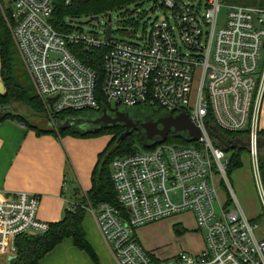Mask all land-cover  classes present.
I'll return each mask as SVG.
<instances>
[{
  "label": "built area",
  "instance_id": "obj_1",
  "mask_svg": "<svg viewBox=\"0 0 264 264\" xmlns=\"http://www.w3.org/2000/svg\"><path fill=\"white\" fill-rule=\"evenodd\" d=\"M74 0H64L69 6ZM55 0H0L10 14V33L47 114L100 109L98 77L77 52L101 50L99 95L114 109L147 106L187 115L200 137L189 144L162 143L116 157L110 178L117 207L90 210L117 264H264L258 226L243 215L227 173L229 155L213 145L207 122L243 133L264 211L258 167V118L264 93V9L224 0H161L166 12L145 34L130 41H105L66 19L49 23ZM223 11L222 17L220 15ZM109 16V15H108ZM51 104V107H50ZM25 129V125L21 124ZM214 132V131H212ZM215 133V132H214ZM237 140V139H236ZM240 140V139H239ZM39 197L18 192L0 200V254L15 256V239L43 234ZM190 213L203 231L202 250L159 258L136 239L139 228Z\"/></svg>",
  "mask_w": 264,
  "mask_h": 264
},
{
  "label": "trees",
  "instance_id": "obj_2",
  "mask_svg": "<svg viewBox=\"0 0 264 264\" xmlns=\"http://www.w3.org/2000/svg\"><path fill=\"white\" fill-rule=\"evenodd\" d=\"M143 1L145 0H74L69 6H66L64 0H55L56 4L49 23L55 30L64 31L71 28L66 19L72 22V19L81 16H95L99 13L122 9L129 4H139ZM224 2L264 9V0H224ZM10 23L9 12L2 13L0 11V78L5 90L4 94H0V123L4 120H15L24 124L29 129L36 130L38 134L51 133L58 136L69 134L81 138L96 136L102 132H108L112 135L109 144L97 156L96 164L91 173L90 189L84 194L80 193L75 198L74 203L70 205V208L64 210L62 218L58 222L49 223L48 230L45 233L17 237L15 239L16 258L10 264H37L48 252L65 239H71L77 249L92 256V249L85 240L82 221L88 205L96 207L106 203L117 207L116 194L110 178V163L116 157L134 154L139 150H150L156 145L146 149L137 132H133L130 136L116 143V139L124 132L122 126L105 128L98 133L86 132L78 127H64V122L67 119L96 115L103 108L107 109L110 113L119 110L114 109L110 111L109 106L98 92L103 76V52L101 50L76 53L85 65L93 68L96 72L98 80L95 90L100 109L96 112L62 111L56 114H47L43 102L35 93L31 80L12 40L9 28ZM18 111H21V113ZM32 118H44L50 122L51 126L48 129H44L37 124H31L28 121H31ZM207 125L219 136L222 142L231 144L236 139L243 140L245 138L243 133L224 132L218 130L210 122H207ZM258 136L260 139H264V132L260 131ZM165 143L189 144L185 140L171 135H168ZM212 143L215 147L222 148L221 144L216 140H212ZM242 150L247 149L240 147L225 151L227 154L230 153L228 175L241 166L240 152ZM257 159L264 186V148L258 150ZM174 229L178 234L185 232V230H181L177 225H174Z\"/></svg>",
  "mask_w": 264,
  "mask_h": 264
},
{
  "label": "crops",
  "instance_id": "obj_3",
  "mask_svg": "<svg viewBox=\"0 0 264 264\" xmlns=\"http://www.w3.org/2000/svg\"><path fill=\"white\" fill-rule=\"evenodd\" d=\"M21 124L15 120L0 123V200L18 192L37 195V218L48 224L58 222L75 198L90 189L91 173L98 154L106 147V140L69 134H38L36 130L26 126L25 129L21 128ZM258 127L264 132V93ZM87 212L86 209L82 229L93 255L77 249L71 239H65L37 264H117L107 249L93 216H86ZM88 218L90 227L86 223ZM136 239L138 241L137 237ZM168 257L170 256L166 258ZM10 262L8 256L0 254V264Z\"/></svg>",
  "mask_w": 264,
  "mask_h": 264
},
{
  "label": "rangeland",
  "instance_id": "obj_4",
  "mask_svg": "<svg viewBox=\"0 0 264 264\" xmlns=\"http://www.w3.org/2000/svg\"><path fill=\"white\" fill-rule=\"evenodd\" d=\"M160 1L161 0H145L139 4H129L122 9L99 13L95 16H81L70 20L72 24L78 25L83 30L94 33H102L105 24L109 20L112 40L134 42L137 39L140 41L139 37L150 29V24L154 18L156 16H162L166 12L161 7H158ZM222 14L223 11L220 18ZM91 17L95 19L93 20ZM21 111L18 112L21 113ZM28 122L37 124L44 129H48L51 126L50 122L44 118H32L31 121ZM72 127L85 130L78 125ZM92 137L103 138L106 140L107 146L112 135L108 132H102ZM228 155L230 156V153H228ZM240 161L241 166L230 173L229 181L243 215L251 223L258 226L255 232L256 238L264 240L263 205L253 178L251 158L247 150H242L240 152ZM87 213L86 216L88 215V217L92 215L90 210H88ZM89 220L88 218L86 223L90 227ZM170 224L172 225L171 227ZM174 225L180 227L181 230L187 229L189 231L178 234L174 229ZM146 226L139 228L138 232H136L138 243L140 246L142 244L141 247H143V249L154 251L159 258L165 259L167 256H173L181 252L194 255L203 248V231H199L196 228L195 221L190 213H182ZM142 228H144V230H141Z\"/></svg>",
  "mask_w": 264,
  "mask_h": 264
},
{
  "label": "water",
  "instance_id": "obj_5",
  "mask_svg": "<svg viewBox=\"0 0 264 264\" xmlns=\"http://www.w3.org/2000/svg\"><path fill=\"white\" fill-rule=\"evenodd\" d=\"M93 20L95 18H92ZM109 19V18H108ZM110 21L108 20V23ZM111 36L110 25L108 24L105 31V41H109ZM0 94H4L3 84L0 82ZM51 107V104H50ZM145 110L134 108L119 109L114 113H110L107 109L103 108L100 113L91 116H83L75 119H67L64 122V127L81 126L86 132L98 133L105 128H114L122 126L124 132L116 139L119 143L126 137L130 136L133 132L140 135L143 146L149 149L157 144L165 142L168 135L175 138H181L188 143L197 141L200 137V131L194 127L184 113L177 115H170L160 109H150L144 106ZM161 112V113H160ZM160 113V114H159ZM84 126V127H83ZM213 139L221 144L224 151L238 149L240 147L246 148L247 142L239 139L228 144L222 142L219 136L209 131ZM264 148V139H258V149ZM30 235H35L31 233ZM16 256H9L8 260L12 261Z\"/></svg>",
  "mask_w": 264,
  "mask_h": 264
},
{
  "label": "flooded vegetation",
  "instance_id": "obj_6",
  "mask_svg": "<svg viewBox=\"0 0 264 264\" xmlns=\"http://www.w3.org/2000/svg\"><path fill=\"white\" fill-rule=\"evenodd\" d=\"M150 109H159V108H152V107H149ZM134 109H142L141 111H143V110H145V109H147V108H145L144 106H141V107H135ZM161 110V109H160ZM162 111V110H161ZM161 113V112H160ZM159 113V114H160ZM140 136V135H139Z\"/></svg>",
  "mask_w": 264,
  "mask_h": 264
}]
</instances>
